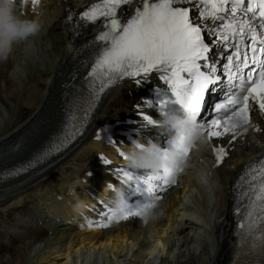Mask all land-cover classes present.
Segmentation results:
<instances>
[{
  "label": "bare ground",
  "instance_id": "bare-ground-1",
  "mask_svg": "<svg viewBox=\"0 0 264 264\" xmlns=\"http://www.w3.org/2000/svg\"><path fill=\"white\" fill-rule=\"evenodd\" d=\"M96 2L97 0H39V3L35 7L32 6V3L28 8L23 7V14L33 19L41 17L45 11H49V34L56 35L54 39H56L57 49H53L55 54L53 62L49 60L50 63L46 65L49 72H43L41 69L38 71L42 75H54V78L51 82V89L46 96H38L34 91L26 94L28 100L35 98L33 97L34 95L37 96V102H30L28 103L29 106L26 107V112L28 114L32 113L25 119L26 121H23L20 125H17L3 136L0 134V142L2 138L7 137L8 141H6V143H10L15 136L20 135L18 132L26 128L21 136L22 139L25 138V142L22 143L23 147H21L23 150L20 154H14L13 157L8 158L7 161H3L0 164V187L17 181L20 178L31 176L35 172H39L35 173L36 178L34 180L21 187L28 186L26 190H30L32 183L40 179L41 176H43L41 172H44L45 169L48 168H43V166L50 161L53 163L56 162L59 159L58 156H62L66 151H69V149L79 142V139L83 135L85 136L89 131L86 138H91L89 145H86L88 150L87 157H89V160L96 159V155H104L107 158H111L113 161L122 162L124 165L113 162L111 165L104 164V167H88V165L84 164L82 158L79 157L77 162L73 163L71 161L67 165H63L58 173H53L45 179L41 178L36 185L38 187L41 186L40 191L33 195L35 204H49V206L42 205L41 207L46 209V211L53 216L59 217L58 213L63 214L70 222L67 223V226L61 227L58 225L55 229H52L49 233L50 236L52 234L53 239L51 241H44V243H42L43 246L35 244L36 241L40 243L39 240H41L40 238L45 233V230L38 225L27 228L20 224L19 227L27 229L28 231L29 240H27V242H24L25 239L20 235L5 241L7 234L4 231L5 229L3 230L0 228V264H72L75 261L81 263L83 259H86L85 254H98L96 259H101V254H106L110 260H114L115 262L119 260V257L130 256L132 259L130 264H229L236 234L234 208L237 201L238 191L236 185L238 183V178L243 174L247 165L259 160L253 159L250 155L254 152L264 150V147L252 151V153L244 159L230 156L232 162L235 163L236 166L235 170H233L234 167L232 170L228 168L231 174L228 183V203L221 211L217 210L218 213L213 212V207H211L213 203L212 195H204L202 183H198L196 179L191 182L196 186L195 195L189 193L185 188L177 189L163 201L162 205L159 204L158 211L162 210V214H158L150 222L144 223L142 217L133 216L129 217L127 220L113 221L108 227H97L95 226L97 222L91 227L89 225H83L85 218L96 219L100 215V213L96 211L98 201L91 202V200H93L91 196L99 191H106V189L103 188V178L111 179L116 183V186H124L125 191L127 190L128 186L123 184L121 174L116 171L118 167L129 169L125 164V159L119 155V152L122 151L126 153L127 148L131 145V138L140 140L136 132L141 129H138L136 125L128 126L125 123L120 125L115 124L109 129L108 136L100 139L93 138L94 135L91 136L92 124L96 122L94 125L95 127L100 122V118L96 117L95 113L100 102L105 98L101 96L97 101L95 111L90 116L88 123L81 132L75 136L74 140L61 149L59 153L51 157H44L46 150L66 135L72 117L80 106V103H78L76 99L87 86V74L90 71L92 57L96 47L90 42L98 34L100 21L82 24L78 28H75L74 25L79 22L80 13L88 10L90 6ZM69 13L72 14L71 20L68 19ZM125 13L129 15L130 11L126 9ZM47 18L48 17H46V19ZM210 24L213 27V22ZM94 26L96 28H94ZM99 30H101V28ZM49 38L51 39V36H49ZM35 42L40 43V41ZM23 43H25V41L21 42V44ZM38 46H40V44ZM18 52H20V49L14 51L13 58ZM20 55L21 59L18 60L21 61V63L22 60L27 61L26 57L23 58V55ZM31 61L29 60L27 62L29 66L31 65ZM56 61H58V65ZM3 65H6V61L0 62V78L4 81V86L0 85V100H2V102L6 101L8 98L15 100L19 95L18 92L13 89L15 84L8 75L9 70L6 69V66L3 67ZM8 66L14 69L15 65H13L12 62ZM154 73H156V71L148 75L149 78L143 75L141 77H126L124 78L126 79V84L116 88L117 91L115 92L119 95L118 91L120 90V94L125 95L119 97L123 101L127 99L129 107L133 106L137 109L143 105V98L145 96L147 98L149 94L154 91L152 88L153 85L156 87L162 85V83L165 85L163 81L159 80V76L162 73L158 72L157 78H152ZM138 79L141 80V83H137ZM121 80L122 79L105 88L103 95L107 94L110 89L112 91L113 87ZM37 85L39 86L38 83L36 86ZM11 89H13V94L11 93ZM5 91H7V98H4L3 93H1ZM212 93L213 92L206 95V103L209 101V97ZM56 96H58V98H56ZM112 96L113 95H111V97ZM55 98L57 99V105L55 109L51 111L54 107L53 102ZM109 100L110 103L105 106L118 104L114 99ZM129 112L132 113L130 114ZM129 112L125 114H130V118H128L127 115V120L138 118L135 114L136 111ZM149 112L152 114V117L155 118V115L151 111ZM125 115H120L121 117H118V114L108 115L102 119V121L108 122L112 120L113 122L115 118L113 119L112 116L118 117L121 120H126V117H124ZM207 116H209L208 113H206V117ZM260 116L264 122V115H262V112ZM255 120L256 119L253 121ZM33 128L35 129L33 130ZM152 131L153 130L150 128L143 129V132L149 136H153ZM237 132L241 133L244 131L241 128L237 129ZM257 132L258 135L264 139V127H259V131ZM12 134H14L13 137ZM228 134L230 135L227 140L236 135L235 133ZM251 134L248 137H251ZM240 136L241 134L237 135L235 140L237 141ZM109 138L113 141L112 143L109 142ZM219 142L217 146L224 148L222 141L219 140ZM243 142L246 143L248 141L246 140ZM229 143L232 144L233 139H229ZM18 145L15 148L12 147L9 149L15 151ZM25 147L26 149L28 148V152H25ZM5 149L7 148L4 147L3 152L6 151ZM249 150H254V148L250 147ZM74 152L71 151L65 159L72 156ZM261 158H264V154ZM226 159L225 157L224 160ZM26 160L39 161V164L33 165L16 179H3L1 176L2 169L8 170V168L16 165V163ZM53 168L50 167L47 169L45 171L46 174ZM223 168L227 169L224 166H220L218 169L223 170ZM110 169H112V173L108 172ZM217 170L216 172H218ZM186 175L190 176L191 173L187 171ZM226 175H229V173L223 172L222 176L225 177ZM192 179H195V177ZM17 187L15 189H17ZM15 189L11 190V192ZM197 194H200L201 202ZM11 195L13 194L9 196ZM189 196H191V201L186 203V197ZM99 197L102 198V193L99 194ZM26 199L24 201H27ZM184 207L185 209H190L193 213L186 212ZM25 210L26 204H23L22 201H18L12 206V211L15 213ZM12 214L13 213H9L7 215V224L15 220V218L11 217ZM80 216L83 217V219L81 218L82 220H79ZM103 218V222H107L108 216L106 215V217ZM185 233H188L186 234L188 238L180 239V236ZM21 242H24V247H17ZM186 244H189L188 248L184 249L183 252L177 249V247H183ZM135 248L138 250L136 251ZM5 257H8L6 261H4L5 259L3 260Z\"/></svg>",
  "mask_w": 264,
  "mask_h": 264
},
{
  "label": "snow or ice",
  "instance_id": "snow-or-ice-1",
  "mask_svg": "<svg viewBox=\"0 0 264 264\" xmlns=\"http://www.w3.org/2000/svg\"><path fill=\"white\" fill-rule=\"evenodd\" d=\"M31 2L35 7L39 0ZM190 2L141 0L135 14L129 17L122 14V6L133 4V0H97L80 13L75 28L101 18L106 20L104 30L90 42L96 46L87 74L89 86L93 88L92 104L99 99L100 92L121 78L147 77L156 71L162 73L159 79L167 85L166 89H156L160 114L179 112L196 119L209 140L228 133L240 135L237 129L241 128L246 133L253 105L264 113V0H199V17L212 21L213 27L195 23L190 8L176 6ZM18 3L25 4L27 0H18ZM68 19H72L71 13ZM205 33L216 39L207 43ZM214 49L224 63L211 57ZM227 49L232 51L228 53ZM217 65L220 74H217ZM217 89L225 95L222 102L211 108L212 115L206 117L209 111L206 95ZM153 103L145 101L149 107ZM88 111L85 110L82 122L87 120ZM141 115L148 122L146 127H159L155 118ZM78 132L79 129L74 134ZM109 142L113 141L109 138ZM169 143L171 147L166 149L178 150L186 157L193 147L183 138L171 137ZM58 148L59 145L54 146L52 151ZM215 153L218 164L228 155L223 147L216 148ZM119 155L127 159L126 153L121 151ZM103 163L111 165L112 161L105 157ZM116 171L125 186H134L138 192L149 195L143 203L129 204L125 214L115 221L141 217L140 206H152L161 199L157 193L176 184L179 174L170 168L161 173L146 170V174L144 170L122 167ZM236 189L239 192L235 208L237 235L241 244L264 254V158L245 167ZM108 213L107 222L99 221L95 226H110L114 221L111 207Z\"/></svg>",
  "mask_w": 264,
  "mask_h": 264
},
{
  "label": "rangeland",
  "instance_id": "rangeland-1",
  "mask_svg": "<svg viewBox=\"0 0 264 264\" xmlns=\"http://www.w3.org/2000/svg\"><path fill=\"white\" fill-rule=\"evenodd\" d=\"M26 7H27V5H26ZM42 15L43 16H41V17H37L42 22V25H43L42 30L37 35L30 37L29 40L25 41V43H23V44L20 43L19 45H17L15 50L20 49V52L16 53L15 54L16 56L14 58H13V56H14V53H13V55L6 61V65H5L6 69L10 71V72L8 71V75H9L10 79H12L14 84H15V86H13V89L16 90L19 95L17 96V98L15 100H11L10 98L6 99V101H3V102H2V100H0V134L2 136L4 134H6L7 132L11 131L17 125H20L23 121L25 122L26 121L25 119L30 114H32V113L28 114L26 112V107L29 106L28 103L37 102V96L36 95L46 96V94L49 93L51 86H52L51 82L53 81L54 75H51V76H49V74H46V75L43 74L42 75L38 71L41 69L43 72H49L47 70L46 65H48L50 63V61L53 62V59L55 57L53 49H57L56 42H55L56 39H54L56 37V35L55 34H51V35L49 34V29H48L49 28V16H50L49 11H45V13ZM23 16H25V15L23 14ZM46 17H48V18L46 19ZM94 28H96V27L94 26ZM40 35H42V36H40ZM49 36H51V39L49 38ZM35 41H40V43L39 42L36 43ZM39 44H40V46H38ZM67 45H69V44H67ZM20 54L23 55V58L26 57L27 61L22 60V63H21V61L18 60V59H21ZM28 59L30 61L32 59V61H33V62L31 61L30 66L27 63L29 61ZM14 61H16V62H14ZM12 62H13V65H15L14 69L11 68L10 66H8ZM27 64H28V66H27ZM56 64L58 65V61H56ZM5 66L3 65V67H5ZM31 75H32V77H31ZM152 78H155V77H152ZM0 80H2V79L0 78ZM124 80L121 81L115 87H113L112 91L110 89L109 92L104 96L105 98L100 102V104L96 110V113H95V116L100 118V122L95 127H94V125L96 124V122L95 123L93 122L92 127H91V132H92L91 136L95 135L94 131L97 128V126L108 124V123L120 122L121 119L118 118L120 115L121 116L125 115L129 111H133V112L138 111L133 106L129 107V105L127 104L128 103L127 99L125 101H123L119 97V96H124L125 94H120V90L118 91L119 95L115 92V91H117L116 88H119L120 86L126 84V82ZM37 83L39 84V86L37 85L38 87L36 86ZM0 85L4 86L3 80L0 81ZM13 89H11V93H12ZM33 91L36 93V95L33 96L35 98L28 100L26 94L29 92H33ZM1 93H3L4 98H7V94H6L7 91L1 92ZM110 94L115 96V97H113V96L111 97ZM56 98H58V96H56ZM56 98L53 102L54 107L51 109V111H53L57 105V99ZM109 99H111V100L114 99L118 104H113L111 106H108V105L105 106L106 104L110 103ZM6 102H8V103H6ZM107 111H109V112H107ZM140 113L152 117V114L146 109H142ZM112 114H118V117L112 116L113 119L115 118L113 122H112V120H110L108 122L102 121V119H104L106 116L112 115ZM127 115L124 116V117H126V120H127ZM129 115H128V118H130ZM138 115H140V114L138 113ZM43 121H44V119H43ZM261 123L262 124H260V122L257 121L254 128L251 127L246 133L241 132V136L239 137V139H237V141L234 138H229L230 140L233 139L232 144L229 143V139H228V141H226L230 134L226 135L224 138L221 139V141H225L224 142V148L226 149V151L228 153L226 158L227 159L229 158V159L224 160L223 163H221V164L215 165V167L218 169L220 166H224L227 169H225V168H223V170H221V169L217 170L216 169L218 171L217 173L219 175L218 179L215 178L214 180H211L209 178V176L203 177L204 181L207 184L209 183V185L211 186L212 193L214 194L213 199H214L215 204L213 207V212L218 213L217 210L221 211L222 209H224L226 207V205L228 203V201H227L228 196H229L228 183H229V179L231 178V174H230L229 170L230 169L232 170L233 167H234L233 170H235V166H236V164L232 162L231 157H234V158L241 157L242 159H244V158H247L246 156H249L252 153V151H256V149H261L264 147V140L262 137H260L258 135V132L256 130L257 127L258 128L264 127V122L262 121ZM93 127H94V129H93ZM35 128H33V130ZM25 130H26V128H24L20 132H18L20 135L15 136L10 141V143H6V141H8L7 137L2 138V141L0 142V155L5 154V157H6V155L11 154V152H13V151H11L9 148H12V147L15 148L19 144L21 136L23 135ZM89 132L86 133L85 136L83 135L79 139V142H77L75 144L76 146L74 145L71 149H69V151H66L67 154L64 153L62 156L60 155L61 157L58 156L59 159L56 162L53 163L52 161H50L47 164H45L44 165L45 167L43 166V168L48 167L47 169H49L50 167L53 168V166H54V168L50 172H48L47 174L45 172L47 169H45L44 172H41V173H43V176H41V178L45 179V178H48L53 173H56V172L58 173V171H60L59 169L61 167H63V165H67L71 161L73 163H75L79 160V157L82 158V161L84 162V164L88 165V167L103 166L102 161H100V160H89V157H87L88 150H87L86 145H89V143L91 141V138L86 139ZM250 134H251V137H248ZM252 135L256 137L255 140L253 139ZM13 136H14V134H12V137ZM234 136L236 138L237 135H234ZM246 140L248 142L244 143L243 141H246ZM257 140L260 141V143H257L256 142ZM4 147L7 148V149H5L6 150L5 152H3ZM250 147L254 148V150H249ZM24 149H26V147ZM28 151L29 150L27 148L25 150V152H28ZM71 151H73V152L75 151L74 154L72 156H70L69 158L65 159ZM13 156H11V157H13ZM6 159H8V156ZM203 160H204V162L208 163V160H206V159H203ZM51 165H53V166H51ZM56 165H58V166H56ZM228 168H230V169H228ZM223 172H228L229 175H226L225 177H223L222 176ZM35 173H39V172H35ZM35 173L32 174L31 176H27L25 178H20L17 181L11 182L9 184H6V185L0 187V222H1L0 228L3 230L5 229L4 231L7 234L5 241L10 240L12 237H18L20 235L25 239V240L23 239L24 242H27V240H29L28 231H27V229L19 227L20 224L23 225L24 227L29 228L31 226L34 227L37 225L42 226L44 223H46L42 220L45 219L46 215L49 214V212H47L46 210L43 211L42 207H40V206L36 207L37 204H35V200L33 199V195H35L36 193H38L40 191L41 186L38 187L36 185L41 178L32 183L30 190H26L28 186L21 188L23 185H25L26 183H30L32 180H34L36 178ZM38 175H40V174H38ZM16 187H17V189H15ZM13 189H15V190L11 192V190H13ZM10 194H13V195L9 196ZM26 197H27V199H26ZM20 198H21V200H20ZM187 198L188 197H186V199ZM25 199L27 201H24ZM18 201H22L23 204H26V210L19 212L20 214L12 211V206ZM37 210H39V211H37ZM40 211H42L43 213ZM9 213H13L11 217L15 218V220L10 222V224H7V221H8L7 215ZM25 225H27V226H25ZM186 234H188V233L183 234L185 237L183 235H181L180 239H184V238L187 239L188 237ZM40 239H41V240H39L40 243H38V241H36L35 244L43 246L42 243H44V241L46 242V240L51 241L53 239V236H52V234L50 236V233L48 231H46V233H44ZM24 242H21L17 247H19V246L24 247L23 246ZM186 245L183 247H177V249L179 251L183 252L184 249L188 248L189 244H186ZM100 253H102V252H100ZM97 255L96 254H94V255L85 254L86 259H83L81 263L80 262L77 263L75 261L72 264H96V263H99V264L100 263L101 264H130L132 261L130 256L119 257V260H118L119 262L118 261L115 262L114 260H110L108 255H106V254L105 255L101 254V259H96ZM7 259H8V257L3 258L4 261H6Z\"/></svg>",
  "mask_w": 264,
  "mask_h": 264
},
{
  "label": "clouds",
  "instance_id": "clouds-1",
  "mask_svg": "<svg viewBox=\"0 0 264 264\" xmlns=\"http://www.w3.org/2000/svg\"><path fill=\"white\" fill-rule=\"evenodd\" d=\"M22 3L18 0H0V62L7 61L14 53L15 48L21 42L29 40L42 30V22L36 18L22 16L19 7ZM264 115V113H262ZM161 133L170 134L173 139L183 138L187 145L199 149L207 144V136L198 121L190 116L179 112L160 114L156 119ZM148 122L146 121V125ZM251 125L248 126V128ZM243 130V129H242ZM244 131V130H243ZM248 131V129H247ZM255 140L256 137L253 136ZM260 143V141H256ZM127 159L125 164L133 170H150L153 173H161L165 168L177 170L187 167V160L183 153L175 149H166L159 142L150 141L144 143L134 140L126 150ZM111 192L109 204L114 221L123 216L129 208V201L125 197V187L113 185L108 187ZM159 204L155 202L152 206H140L141 217L144 223L153 220L158 214Z\"/></svg>",
  "mask_w": 264,
  "mask_h": 264
}]
</instances>
